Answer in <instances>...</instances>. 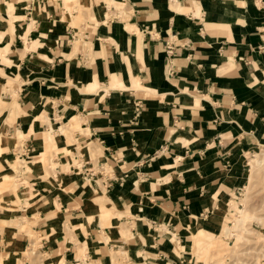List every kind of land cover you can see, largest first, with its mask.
Masks as SVG:
<instances>
[{
  "label": "crops",
  "instance_id": "1",
  "mask_svg": "<svg viewBox=\"0 0 264 264\" xmlns=\"http://www.w3.org/2000/svg\"><path fill=\"white\" fill-rule=\"evenodd\" d=\"M0 17V85L18 79L0 86V190L18 169L24 216L0 225L36 221L48 264L224 247L229 193L264 148V0H0ZM80 160L102 168L89 180Z\"/></svg>",
  "mask_w": 264,
  "mask_h": 264
},
{
  "label": "rangeland",
  "instance_id": "2",
  "mask_svg": "<svg viewBox=\"0 0 264 264\" xmlns=\"http://www.w3.org/2000/svg\"><path fill=\"white\" fill-rule=\"evenodd\" d=\"M0 22L4 23L5 21L3 18L0 17ZM7 80L9 84V89H7L5 86L0 85L1 90H3L5 93L8 91H13L18 83V79L16 78L12 80L10 77H8ZM259 148H261V150ZM263 151L264 148L257 147L249 154L248 158H250V160L256 159L258 155H261L263 153ZM66 153L72 156L71 150H66ZM48 154L49 153L47 150L46 153L43 154V156L47 157V159H45L44 161L42 160L40 162H44L46 172H48L49 174ZM43 156L41 158H43ZM260 158L261 157L257 158V163H259ZM249 163L247 170V173L249 172V174L248 177L245 178V186L242 187L240 192H237L235 194L229 193L231 197V206L229 205V210L233 209L237 212H242L244 210V207L247 206V208L251 212H253L256 219L248 222L235 223V216L227 212L228 214L223 224V227L226 225L233 226L234 224V229L236 228V224L238 227L236 228L237 231L240 230V233L244 235V237L247 239L244 241L241 240L238 247H236L237 245H235L233 248H229L227 247L228 245H233L237 241L232 236L226 237L222 236V233H220V236L218 238L224 240V243H222L224 247H219L218 244L215 243L212 249H210L211 246H208V249L206 251L205 247L203 246L201 256H197V261L201 264H264V170H260V172H258V174L251 181L250 176L252 174V167ZM12 166L16 167L15 164H13ZM1 174L2 173H0V175ZM12 175L14 177V179L12 180V182H14L13 186L10 185L7 188L5 187L0 190V216H5L9 218L24 217L18 214H16L15 216L10 214L17 212L18 209L22 206V196L20 195L18 190L19 185L21 184V181L17 180L18 169L12 171ZM10 179L12 178L8 177L7 179H5V181L8 182L10 181ZM246 185H251V190L246 203L242 205L239 198L242 197ZM34 197L36 196H33L32 198ZM8 201H10V204H8ZM25 217H27L28 221V224H26L25 226L21 225L18 227L15 225H0V264H4V259L8 256L9 251L15 248L16 246H12V242H6V239H11L13 236H15V232L18 231L24 232L26 234V237L28 236L29 231L33 232L32 224H35L36 221L32 222V220L28 216ZM216 234H219V232H217ZM27 238L29 241L28 247H26L27 244L24 243V245H20V250H16V253L11 257V261L9 262V264H17V262L19 264H42L43 262L47 263L49 259L53 258L42 257L43 261H41L40 256H38L40 255V253L38 252L40 245V237L37 236L36 232H33L32 235L28 236ZM17 243L21 244L22 242L17 241L16 244ZM194 249V251H196L195 245Z\"/></svg>",
  "mask_w": 264,
  "mask_h": 264
},
{
  "label": "bare ground",
  "instance_id": "3",
  "mask_svg": "<svg viewBox=\"0 0 264 264\" xmlns=\"http://www.w3.org/2000/svg\"><path fill=\"white\" fill-rule=\"evenodd\" d=\"M258 157H261L260 160H259V163H257L258 161ZM256 159H251L250 160V164H251V167H252V174L250 176V180L252 181L254 179V177L258 174V172H260V170H264V151L261 155H258ZM250 190H251V185L248 186L246 185V187L244 188V193L242 195V197L239 198L241 204H245L248 197H249V193H250ZM238 200V201H239ZM240 204V205H241ZM229 213H231L233 216H235V223H239V222H248V221H252L255 218L253 212H251L247 206L244 207V210L242 212H237L236 210H233V209H230L229 210ZM244 224V223H243ZM235 227H237V225L235 224ZM233 229L234 230V233H233V230L230 229L229 227L227 228V232L236 238L237 242L235 245H237L236 247L239 246V243L241 242V240L243 239L240 235H238L237 233V229ZM202 231V230H201ZM203 232V231H202ZM224 232V231H223ZM203 235V234H202ZM234 245V246H235ZM235 247V248H236ZM2 264V263H1Z\"/></svg>",
  "mask_w": 264,
  "mask_h": 264
},
{
  "label": "built area",
  "instance_id": "4",
  "mask_svg": "<svg viewBox=\"0 0 264 264\" xmlns=\"http://www.w3.org/2000/svg\"><path fill=\"white\" fill-rule=\"evenodd\" d=\"M76 164L78 168L82 169V173L85 175V178H88L89 180H92L93 177L97 175L98 168H102V164L100 163L94 166L93 164H90L89 161L86 162L84 160L77 161Z\"/></svg>",
  "mask_w": 264,
  "mask_h": 264
}]
</instances>
